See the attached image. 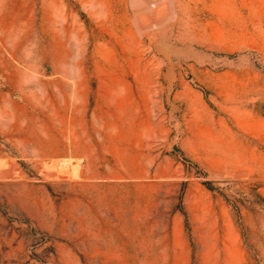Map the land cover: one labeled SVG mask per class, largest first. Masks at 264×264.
<instances>
[{
	"label": "rangeland",
	"instance_id": "1",
	"mask_svg": "<svg viewBox=\"0 0 264 264\" xmlns=\"http://www.w3.org/2000/svg\"><path fill=\"white\" fill-rule=\"evenodd\" d=\"M0 264H264V0H0Z\"/></svg>",
	"mask_w": 264,
	"mask_h": 264
}]
</instances>
